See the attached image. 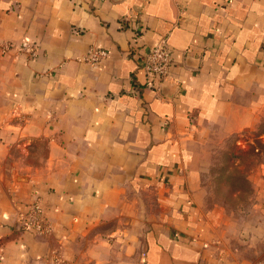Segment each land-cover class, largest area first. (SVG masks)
Instances as JSON below:
<instances>
[{"label":"crops","instance_id":"crops-1","mask_svg":"<svg viewBox=\"0 0 264 264\" xmlns=\"http://www.w3.org/2000/svg\"><path fill=\"white\" fill-rule=\"evenodd\" d=\"M160 39L162 82L142 66ZM246 132L264 144V0H0V264H264V165L246 219L202 182Z\"/></svg>","mask_w":264,"mask_h":264},{"label":"rangeland","instance_id":"rangeland-1","mask_svg":"<svg viewBox=\"0 0 264 264\" xmlns=\"http://www.w3.org/2000/svg\"><path fill=\"white\" fill-rule=\"evenodd\" d=\"M257 133L246 132L241 137H228L211 146L203 155L202 182L208 193V203L223 205L234 219H246L253 202L250 177L264 165V144ZM241 139L245 143H238ZM56 264L62 261L55 259ZM84 264V261H79ZM104 264H143L138 256L119 259L116 256Z\"/></svg>","mask_w":264,"mask_h":264},{"label":"built area","instance_id":"built-area-1","mask_svg":"<svg viewBox=\"0 0 264 264\" xmlns=\"http://www.w3.org/2000/svg\"><path fill=\"white\" fill-rule=\"evenodd\" d=\"M13 46L11 44L2 46V52H6ZM17 51L28 54L29 57H35L38 51V46L34 42H23L18 47ZM106 57V52L99 48H91L85 61L91 65H96ZM142 66L147 80L155 78L162 82L169 74L171 65V49L165 39H160L154 46L149 48L143 55ZM23 226L33 229L39 236H44L49 232V226L45 219L41 217V211L38 201H35L29 206L26 215L22 216Z\"/></svg>","mask_w":264,"mask_h":264}]
</instances>
